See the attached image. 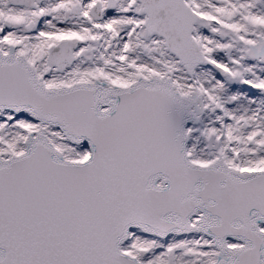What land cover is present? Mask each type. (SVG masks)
<instances>
[{
	"label": "water",
	"instance_id": "obj_1",
	"mask_svg": "<svg viewBox=\"0 0 264 264\" xmlns=\"http://www.w3.org/2000/svg\"><path fill=\"white\" fill-rule=\"evenodd\" d=\"M138 1L147 31L188 76L213 65L184 0ZM147 80L46 87L22 57L0 52V110L29 112L89 152L64 160L37 134L25 153L0 156V264H147L120 246L131 228L159 237L200 229L219 249L212 264H264V167L189 161L191 99L169 80Z\"/></svg>",
	"mask_w": 264,
	"mask_h": 264
},
{
	"label": "bare ground",
	"instance_id": "obj_2",
	"mask_svg": "<svg viewBox=\"0 0 264 264\" xmlns=\"http://www.w3.org/2000/svg\"><path fill=\"white\" fill-rule=\"evenodd\" d=\"M125 1V0H123ZM133 1L136 2V0H130L129 3ZM186 4H188L187 0H184ZM206 0H192V4L190 7L196 8L197 6L203 5V3H206ZM227 4L226 10H220L219 5H209L206 4L205 8L208 9V11H212V13L202 11L203 18L205 20L211 19V21H218L221 23L222 20L225 18H231L232 23L236 21L235 26L240 28L247 29L249 25H251V22L253 21L257 25H264V17L259 18L257 16L259 12L255 10V6H259L257 0H241L240 2H236V0H226ZM129 5V4H128ZM127 5V6H128ZM235 8H239L242 11L245 10H251V17H247L246 14H244L242 17L236 16L235 19L233 17L235 15L232 14L231 10H234ZM261 9L264 12V4L263 7L261 6ZM128 12V11H126ZM199 12V11H196ZM252 18V19H251ZM128 18L123 16V24L127 22ZM144 20V17H142ZM136 20H134L135 22ZM226 21V20H224ZM251 29H248V33ZM139 33L135 29H127L125 32H123V37L127 39L128 44L132 46V50L128 53V58L130 59V65L128 64L126 68L130 69L132 62L138 61V51L136 50V42H138L140 39H135V34ZM195 30L193 29L192 35L197 40L199 47L203 54L205 56H209L207 53L208 49L205 47L204 42L206 39H208L209 35H211L210 32L207 33V35H194ZM139 35V34H138ZM264 39V28H262V33L259 35L256 34L253 37L249 38V41L251 44L255 45L256 41L263 40ZM3 48V49H1ZM0 49L4 52L11 53L12 51H15L16 56H21V50H15V49H8L4 47H0ZM211 50V49H210ZM264 52V49L262 50ZM166 52V51H165ZM167 53V52H166ZM169 56H165L164 54L161 55V61H159V58L155 60V57L149 61L151 63L154 62H161L165 64L166 67L161 68V66L152 67L147 66L148 71H136L127 74L124 77V80H117L115 78H111L110 76H114L113 74H118L125 72H119L118 68L115 66V62L109 59H106V62L104 64H110L113 65L112 71H109L106 75L104 73H89V74H82L79 77H72L70 76V79L67 83H71L78 80L88 81L90 83H95L100 80L102 87L105 89L115 87L117 85L123 84L125 82H131L134 81L140 77H145L149 80L155 79V78H163V79H172L174 82V86H172L173 91L177 94H180L184 97H188L191 99L190 107L193 112V115L195 119L191 118L187 124L185 125V131H186V138L187 142L185 145V152L186 157L189 161L199 164L203 163L202 161H197L195 157L192 156L190 153L191 151L197 149V146L199 145V138L196 137V132L200 131H206L208 133L212 132L216 137L220 138V146L219 149L215 151V161L221 160L225 166L236 168V163H234L230 157L236 156L237 158H244L245 154H247L249 151L256 152L258 155L261 154L264 155V98L255 96L256 94L250 90H243L242 88H231L229 89H221V92H217L215 88V83L212 82L213 75L208 71L209 68L203 69L204 66L198 65L194 69V73L192 76L186 75L185 69L183 65L179 62V60L172 54H169ZM22 55L21 57H23ZM27 60H29L30 64L34 67L33 69L36 70V74L39 78L45 81V83L49 84L50 82H53L57 77H54L53 75L44 76L42 68H35L34 65L35 62H38V58L35 56L27 57L24 56ZM105 59V58H104ZM214 60V58H213ZM214 62V61H213ZM103 62H101L102 64ZM144 63L138 64V68L142 69ZM149 65V64H148ZM213 67V65L211 66ZM152 69V71H149ZM156 70V71H154ZM172 74H169L171 73ZM185 76V79H182ZM225 93V94H223ZM249 95H252V98H250ZM214 96V99L218 101L221 97L224 98V101L227 103L228 100H234L239 97L237 102L232 103L231 106H229V110L232 111V116L225 117L226 121L224 122V126L222 127V124H220V119L218 120L217 117L221 116L222 114L216 115V114H207L202 113L200 109H208V101L212 99ZM240 103L243 104V106H249L250 104H253L254 107L251 112L244 111L242 106H240ZM107 104L102 105L101 108H107ZM8 112L7 111H0V120L6 119ZM21 116L31 117L32 116L29 113H22ZM222 120V118H221ZM241 120H246L248 122V130L246 132L247 135H244L243 131H235L237 124ZM4 121H0V126H4ZM32 127H34L35 133L40 132V128H45L44 125H41L38 123V121H35L32 118ZM49 128L50 135H46V139L51 145L59 152L60 157L66 160H76V161H84L88 157V150L87 149H81V146L79 144L71 142L68 138H66L58 129L54 127H47ZM34 133V134H35ZM248 136L250 138H253L252 145L250 147H247L245 144L246 140H248ZM26 134L21 132L18 127H12L7 130L5 133V141L2 142L3 146H0V156L1 157H9L11 155H19L23 153L26 149ZM51 139V140H50ZM16 145V146H15ZM8 146L10 149L18 148L17 151H13L10 153ZM3 153H6V156L2 155ZM231 155L230 157H227V155ZM261 159L264 162V158L261 157ZM252 167H264L263 163H259L256 165H253ZM237 169V168H236ZM198 215H196L194 218L190 220V222H196ZM261 228V227H260ZM261 229H264V225ZM178 233L170 234L169 236H176ZM190 236V241L182 243L180 248H182L181 251H175L173 254V262L174 264H212L216 258L219 256V249L217 248L214 241L206 234L202 233L200 229H195V231L185 234ZM200 238L203 240H208L210 243V247L206 249L205 252H199L201 247L196 250L191 249L192 247V238ZM228 243L233 244H242L239 241H228ZM206 245L208 243L204 242ZM180 244L179 241L176 243H172L173 247H177V245ZM121 247L128 249L132 252H134L142 261H144L147 264H164L165 258L162 257L160 252L157 251L159 248L158 244V238L157 235L154 234H145L140 228H131L129 230L128 237L120 244ZM171 246V247H172ZM199 246H204V244H201ZM159 253V254H158ZM202 254V255H201ZM201 257L199 258V256ZM203 256V257H202ZM222 256V252H221ZM198 259V260H197Z\"/></svg>",
	"mask_w": 264,
	"mask_h": 264
},
{
	"label": "rangeland",
	"instance_id": "obj_3",
	"mask_svg": "<svg viewBox=\"0 0 264 264\" xmlns=\"http://www.w3.org/2000/svg\"><path fill=\"white\" fill-rule=\"evenodd\" d=\"M55 1V0H54ZM130 0H125L123 1V10L128 11V20H129V26L132 28H135L133 24V20L136 19L138 22L137 25V31L139 32V36L137 35V38H140V41H138L137 45V50L140 51V58L143 64V68L139 69L138 65L135 63H131V66L129 67L130 69L126 68V66L129 64L128 63V54L124 53L123 50V74L118 73V74H113L114 76H110L111 78H115L117 80H124V77L132 72L136 71H143L147 72L148 68L147 66H152V67H157L158 64L161 66V68L166 67L165 64L161 62H151L149 61L153 59L155 56L159 58V61H161V55L164 54L165 56L168 55V51L165 50L164 45H163V39L161 37H158L156 35H151L146 27H145V14L141 9V4L136 0V2ZM188 5L190 6L192 4V0H187ZM206 3H203L201 6H197L196 8H193V10L199 11L196 12L198 17L197 21L194 24V30L195 34L197 36L200 35H207L208 32L211 33L209 35L208 39L205 40L204 45L207 47L208 51L207 55L208 58H210L213 62V67H207L210 70H208L212 75H213V80L212 82L215 83V88L216 91L219 93L221 92V89H231L232 87H238L242 88L243 90L250 89L252 90L257 96V97H262L264 98V52L262 51L264 48L261 47L260 49H257L256 45H253L250 43L249 38L255 36L256 34L262 33V28H264L262 25H257L253 21L251 22V25L247 29L245 28H240L236 27L234 23H232L231 18H225L224 20L220 22L216 21H211V19L205 20L203 17L199 16L202 14V11L212 13V11H208L207 8H205L206 4L209 5H219L220 10H226V0H206ZM235 1V0H234ZM241 0H236V2H240ZM259 6H255V10L259 12L257 16L264 17V12L261 9V6L263 7L264 0H257ZM45 4V3H44ZM129 4V5H128ZM128 5V6H127ZM45 5H40L37 4L36 2H32L31 5L29 4L27 8H16L11 11H8L7 9H3L4 11H8L10 15L12 14L13 16L15 15V22L17 23L15 31L23 30L25 31V26H21V23L17 20H21L24 17H26L27 20H31L33 17V22L36 23L37 21H40L43 17V12ZM41 8V9H40ZM42 11V12H40ZM232 14L235 15L233 19H235L236 16L242 17L244 14L247 15V17H251V10H245L242 11L239 8H235L234 10H231ZM45 14V12H44ZM131 15V16H130ZM144 17V20L142 19ZM252 19V18H251ZM251 29V33H248V29ZM16 37V36H15ZM196 37V36H195ZM24 39L28 41L30 39L29 35L25 36ZM258 41H256L257 43ZM255 43V44H256ZM125 45L128 44V42L124 43ZM87 47H84V51L91 49L92 45L87 44ZM128 47V46H127ZM128 48L125 49V51ZM211 49V50H210ZM167 53H166V52ZM89 55L92 57V54L90 51H88ZM170 54V53H169ZM80 56V55H79ZM90 57V58H91ZM155 57V60L157 58ZM214 58V60H213ZM80 61L81 60H86V58L79 57L78 58ZM149 64V65H148ZM130 65V64H129ZM204 66V70L207 69ZM149 71H152L150 69ZM156 71V70H154ZM98 73V71H95ZM53 75L54 77H57L53 82H50L49 84L44 83L45 86H52V87H60L62 85L67 84L68 80L70 79V76L72 77H79L82 74H89L87 72L85 73H72V72H51V73H44V76L48 75ZM104 74L109 75L108 72H104ZM169 74H172L169 73ZM187 75V74H186ZM185 79V76L182 78ZM169 80L171 86H174V82L172 79H166ZM45 82V81H44ZM225 94V93H223ZM250 98H252V95H249ZM239 97L234 100H228L226 103L224 101V98H220L218 101L214 99V96L212 97L211 100L208 101V109H203L201 108V114L202 113H207V114H222L223 117L218 116L217 119L220 121V124H222V127L224 126V122L226 121L225 117L227 116H232V111L229 110V106L232 105V103L237 102ZM239 102V101H238ZM240 106H242L244 111L251 112L254 105L250 104L249 106H243V104L240 103ZM1 117V115H0ZM222 118V120H221ZM0 121H4V126H0V146H5L2 145V142L5 141V133L7 130L12 127H18L21 132L26 134V137L30 135H34L35 133V128L32 127V118L26 117V116H21L19 115H14L11 112H8L6 119H1ZM189 121V120H188ZM44 125V124H41ZM45 128H40V131L44 132L46 135H50L48 125H44ZM248 122L246 120H241L238 122L237 127L235 131H243L244 135H247L248 132H246L248 129ZM196 137L199 138V145L197 146L198 150L195 149L191 151L190 153L192 154L197 161H202L204 162L205 160L213 162L215 157V151L219 149L220 146V138L216 137L214 133L206 132V131H200L196 132ZM212 137L213 141L217 142V147L215 149H210L208 147V139ZM248 140H246L245 144L247 147H250L253 142V138L250 136L247 137ZM51 140V139H50ZM81 146V149H87V147L83 144H79ZM16 146V145H15ZM9 152L17 151L18 148H13L10 149L8 146ZM88 150V149H87ZM2 155L6 156V153H3ZM231 155H227V157H230ZM8 157V156H7ZM261 157L264 158V155L261 156V154H257L256 152L249 151L247 154H245L244 158H237L236 156L230 157V159L236 163V168L237 169H246L248 167H252L253 165L263 163V160ZM257 226L262 228L263 224L262 223H257ZM260 228V229H261ZM189 234V233H185ZM185 234H178L176 236H167V237H159L158 238V244L159 248L157 249L158 252L162 255V257L165 258V263L164 264H174L173 262V254L174 252L181 251L182 248L180 246L184 245V243L190 241V236L185 235ZM179 241L180 244L177 245V247H173L172 243H176ZM192 247L191 249H201L199 252H205L209 245L208 240H203L200 238H192ZM204 242L208 243L206 245ZM201 244H204L203 248L202 246H199ZM172 246V247H171ZM159 254V253H158ZM202 255V254H201ZM199 256V258L201 257ZM222 256H226L225 254H222ZM203 257V256H202ZM198 260V259H197ZM215 262V261H214ZM213 262V263H214Z\"/></svg>",
	"mask_w": 264,
	"mask_h": 264
},
{
	"label": "flooded vegetation",
	"instance_id": "obj_4",
	"mask_svg": "<svg viewBox=\"0 0 264 264\" xmlns=\"http://www.w3.org/2000/svg\"><path fill=\"white\" fill-rule=\"evenodd\" d=\"M33 1L45 5V14L43 12L42 19L36 23L33 22L36 17L32 21L26 17L17 20L22 27L25 26V31L16 32L15 15L8 11L27 8ZM128 14L123 10V0H0V47L21 50L27 57H37L34 66L42 68L44 73L112 71L113 65L104 64L106 59L114 61L119 72H123V50L124 53L132 50L130 43L124 44L127 39L123 37V32L132 28ZM123 16L128 18L125 24ZM133 24L137 28L138 22L133 20ZM27 35L30 37L28 41L24 39ZM135 35L137 39L138 33ZM87 44L92 48L84 51ZM138 53L136 65L141 61L140 51ZM86 56V62L78 59ZM84 82L88 81L78 80L65 85Z\"/></svg>",
	"mask_w": 264,
	"mask_h": 264
}]
</instances>
